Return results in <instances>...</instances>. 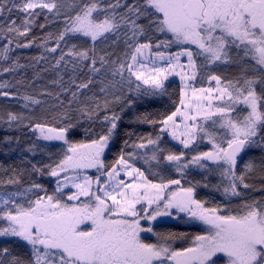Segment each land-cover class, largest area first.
Returning <instances> with one entry per match:
<instances>
[{
    "label": "snow or ice",
    "instance_id": "1",
    "mask_svg": "<svg viewBox=\"0 0 264 264\" xmlns=\"http://www.w3.org/2000/svg\"><path fill=\"white\" fill-rule=\"evenodd\" d=\"M60 7L58 0H0V16L8 14L6 23L0 25V31L5 32L0 39L6 41L0 45V59L10 58L15 51L11 45L18 38H25V42H17V49L31 47L35 38L27 37L36 18L43 10L58 16ZM14 11L23 14L19 24L10 18ZM64 23L55 37V47L47 49L60 52L53 67L63 65L67 70L70 66L74 77L87 69V79L77 84L72 78L77 91L71 93L67 109L52 117L57 126L47 122L28 125L39 133L38 139L61 141L67 150L58 162L43 167L32 165L33 173L55 178L51 194L35 182L14 192L0 193V238L18 239L29 248L26 256L14 254L8 247L0 248V264H264V197L245 198L239 211L222 214L226 208L206 207V201L196 198L197 187H209L207 183L197 181L185 187L181 179L165 180L160 176V183L149 179V175H159L151 170L154 161L156 168H172L181 178H186L193 166L209 172L218 170L221 184L212 187L220 191L222 186V194L229 199L242 197L248 190L264 192V0H89L74 16H66ZM159 35L170 38L154 40ZM48 38H52L51 33ZM80 38H86L91 46L67 43ZM109 41L112 51L97 50V44ZM62 43L66 51L61 49ZM121 44L123 52L118 54L116 49ZM172 45L180 50L160 51ZM233 51L237 60L232 57ZM182 57L186 62H181ZM199 57L203 61L198 65ZM248 58L254 62L251 76L247 74ZM18 61L19 57L12 60V67L2 71L24 67ZM229 63L241 66L238 77L224 79L208 74L215 88L194 87L200 71ZM171 75L180 78V106L159 121L148 116L138 120L159 123L160 133L178 141L183 150L177 153L161 148L160 134L155 139L141 136L138 142L129 143L133 135L129 133L124 148L152 146L150 157H140L149 164V174L133 163L135 152L123 149L113 164L106 165L105 150L118 132L121 113L135 103L134 98L125 96L124 87L129 92L156 95L166 91L165 81ZM94 84L112 99H105L101 105L98 97L88 98L75 110L79 115L73 122V102L78 93ZM8 87L0 83V97L15 99L16 94L4 90ZM23 99L37 106L42 103L32 96ZM241 106L246 115H236ZM81 118L103 127L101 132L85 128L86 140L73 142L68 136ZM23 119L22 114L7 113L10 125ZM204 139L211 143L212 150L196 152L197 142ZM251 149L261 151L259 163L249 160L243 170H238L241 154ZM93 168L98 173L95 179L88 175L81 178L79 170ZM256 171L260 173L259 189L249 183ZM69 172L76 175L69 176ZM121 174L129 179H122ZM21 183L15 169L13 176L0 181L2 185ZM170 188L174 190L166 194ZM38 192L43 195H36ZM30 194L35 198H29ZM172 210L201 221L208 226L207 232L193 236L190 246L182 249L173 248L169 241L183 238V233L179 237L175 233H154L157 241L146 242L142 233H153L150 222L171 216Z\"/></svg>",
    "mask_w": 264,
    "mask_h": 264
},
{
    "label": "trees",
    "instance_id": "2",
    "mask_svg": "<svg viewBox=\"0 0 264 264\" xmlns=\"http://www.w3.org/2000/svg\"><path fill=\"white\" fill-rule=\"evenodd\" d=\"M19 2V0H17ZM89 0H58L61 5L60 14L54 15L53 13H48L47 10H43L41 15L36 18V24L33 26L30 35L27 40H32L35 38L34 43L29 48H16V43H24L25 38H18L14 40L11 47L15 50L10 53V58L8 60L0 59V83L10 85V87L5 88V91H10L16 94L15 99H5L0 97V181H6L11 176H13V169L16 170V174L20 175L21 185H2L0 184V193L2 192H14L20 188H26L31 183L42 184L48 191L49 194L55 188V184L52 177L45 173L44 175L35 174L32 172V165H37L43 167L45 165L53 164L58 162L63 158V154L66 151V145L55 141H42L38 139V133L33 131L28 125L47 122L50 126H57V121H54L52 117L64 112L68 106V100L71 99V93L77 91L76 87L72 85V78L76 79V83L84 82L87 79V69L84 72H77L75 77L71 70V67L67 70L61 65L59 69L54 68L55 60L59 57L60 52L51 53L47 49L55 47V37L65 27V17L71 18L74 16L83 4L88 3ZM8 14L5 13L4 16H0V25L6 23V18ZM12 19H16L17 24L23 19V14L18 12H13L11 14ZM40 24H45L44 28H40ZM52 34V38H48V34ZM5 35L4 31H0V37ZM170 37L159 35L154 37L155 39H168ZM6 41L0 39V45ZM67 43L78 44L80 47H90L91 42L86 38L71 39ZM111 41L107 43L97 44V50L106 49L112 51L113 49L109 47ZM62 50H67L65 45L61 44ZM179 49L176 45H172L168 49H160V51H166L168 53H173L175 50ZM155 51V49H153ZM119 54L123 52V45L121 44L119 48L116 49ZM239 56H243V53H239ZM19 57L18 63L24 67L15 68L14 71L4 73L2 70L7 67H12V60ZM44 57L43 59H39ZM232 57L237 60L239 57L236 51L232 52ZM203 58H197V64L202 63ZM254 62L248 58L249 76L253 75L251 71V66ZM241 72V66L236 63L229 64H219L209 66L207 72L200 71L198 73L196 81H194V87L196 88H206L210 86V81L207 79L208 74H217L224 79H235L239 76ZM203 76L204 79L201 80L200 77ZM99 79V77L97 78ZM119 79V77H117ZM57 81V83H53ZM68 87L70 91L63 92L62 88ZM134 88V85L132 86ZM143 87L147 88V85ZM100 85L94 84L90 86L87 91L82 90V94L78 93V99L72 104V115L73 122H76L78 117V112L75 110L82 106V103L90 97H98L101 105L105 99L111 100L112 96L109 94L105 97L99 92ZM120 86L117 85V89ZM166 91L156 95H144L143 93L137 94L135 92H129L127 86L124 87L123 91L126 97L134 98L135 103L131 107H125L123 113H121V120L119 122L118 132L116 133L114 139L111 141L106 154L104 155V160L106 165H111L119 157L121 150L125 152H134L135 149L131 147L124 148V141L129 140V133H132L129 143L132 141L138 142V137L141 136H151L155 139L158 134L161 135L162 143L161 148L171 149L174 152H180L183 147L172 143L167 136L160 133V125H152L146 122H140L138 118L148 116L150 119L159 121L164 116L171 114L175 111L176 107L180 105V84L174 79L165 81ZM117 89H112L119 95ZM44 93H51V95H46ZM57 93L60 94L57 98ZM24 96H32L36 99H40L42 103L40 105H33L32 103L25 101ZM61 101L63 103L61 104ZM27 104V107L24 105ZM123 107V105H121ZM116 111L120 112V107L116 108ZM13 112L17 114H22L25 119L19 123L13 122L11 125L7 121V113ZM246 114V110L241 109L236 115L243 116ZM88 127H93L96 132H101L102 125L97 122L94 125L87 120L81 118L80 124L77 128L69 133L68 138L73 142L85 141L86 136L84 134V129ZM264 135V133H261ZM11 138V139H8ZM208 147L202 144H198L196 152L208 151ZM187 151V150H185ZM189 155L194 154L189 152ZM262 153L259 149L246 150L242 154V159L238 161V170H243L244 164L249 160H254L259 163V159ZM136 167L141 168L146 174H149V170L137 161H133ZM212 167L211 164H209ZM158 170L155 166L152 167V171ZM206 173L213 177L215 184H221L222 178L219 175V171ZM260 173L258 171L251 174V179L249 183L254 185L255 189L261 187V181L259 179ZM149 179H152L155 183H160V177H153L149 175ZM226 183V182H225ZM209 187L198 186L196 190V198L202 201H206V207H216L220 206L226 208L227 211L222 212V214H228L229 212L235 213L240 210V205L244 202L245 198L248 200H255L264 197V192L256 190H248L244 192L242 197H233L231 199L226 198L222 194L221 190L217 191L208 184ZM36 195H43L42 192L36 193ZM29 198L34 199L35 195H29ZM2 223V222H0ZM148 243H155L157 241V236L155 237H145L143 238ZM180 240V239H179ZM179 240L169 241L174 248ZM8 247L12 250L14 254L26 256L29 254L28 246L23 242L15 238H0V248ZM218 264H223V261H219Z\"/></svg>",
    "mask_w": 264,
    "mask_h": 264
},
{
    "label": "rangeland",
    "instance_id": "3",
    "mask_svg": "<svg viewBox=\"0 0 264 264\" xmlns=\"http://www.w3.org/2000/svg\"><path fill=\"white\" fill-rule=\"evenodd\" d=\"M193 48H194V46H193ZM179 50H180V48L175 50V52H177ZM175 52L173 51V53H175ZM199 58H202V57H199ZM181 62H186V58L182 57ZM170 79H174V81L176 80L177 82H179L180 88H181V82H180L179 76L171 75L168 77L167 80H170ZM215 86H216L215 82L210 81V86L206 87V88H215ZM189 95H191L190 90H189ZM241 109H243L242 106H241ZM218 128H219V125L217 124L216 129H218ZM209 130L214 131L215 129L209 127ZM163 135L167 136V138L172 143L183 147L182 145L179 144L178 141L173 140L167 133H163ZM38 136H39V133H38ZM42 141H44V140H42ZM55 142H60L61 144H63V142H61V141H55ZM217 142H219V139H217ZM197 143L199 145L202 144V145L207 146L209 148L208 151L212 150V145L207 139H204L202 141H198ZM109 146H110V144H109ZM107 149L105 150V154L107 152ZM66 150H67V145H66ZM134 152L136 153V155H135L133 161L139 162L140 164H142L143 166H145L149 170V164H145L144 160L140 159V157L141 156H145L146 158L150 157L152 154V146H149L146 149H135ZM208 163L211 164V162H208ZM151 164L153 166H155L154 161L151 162ZM155 171L159 172L158 176L159 177L163 176L165 178V180H167V179H181V183L185 187L189 186L190 183H195L197 181H200L201 183L211 184V185L215 184L213 177L208 175V173H206L205 169H200V168H197L195 166H193L192 168L187 170L186 178H181V174L177 173L172 168H164L162 166L161 168H159L158 170L156 169ZM79 172H80L81 178L83 177V175H88V176H91L93 179H95V177L98 175V173L96 172V169H94V168L93 169L79 170ZM75 175H76V173L69 172V176H75ZM121 178L125 179L126 181L129 179L127 177H124L123 174H121ZM52 180L56 186L55 178L52 177ZM172 190H174V188H170V189L166 190V194L168 191H172ZM65 191H67V189ZM172 213L173 214L171 216H160L155 221H151L150 223H151V226L153 228V233H142V238L155 237V236H157L155 234H159L160 236H167L169 233H175L179 237V234L183 233V234H185L183 238L175 239L177 241L179 239L180 240H179V243H177V245L174 247L175 249H182V248L190 246V243H191L193 236H195L197 234H205L207 232L208 226L203 224L201 221L189 218L186 213H179V215H177L175 210H172ZM145 226H148L147 222H145Z\"/></svg>",
    "mask_w": 264,
    "mask_h": 264
},
{
    "label": "water",
    "instance_id": "4",
    "mask_svg": "<svg viewBox=\"0 0 264 264\" xmlns=\"http://www.w3.org/2000/svg\"><path fill=\"white\" fill-rule=\"evenodd\" d=\"M242 154H243V153H242ZM242 154H241V155H242Z\"/></svg>",
    "mask_w": 264,
    "mask_h": 264
}]
</instances>
